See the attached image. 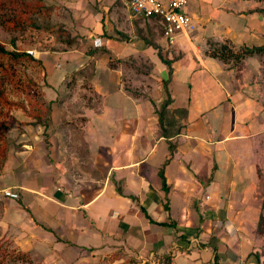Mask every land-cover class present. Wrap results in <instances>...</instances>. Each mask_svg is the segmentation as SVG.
Returning <instances> with one entry per match:
<instances>
[{
  "label": "crops",
  "instance_id": "obj_1",
  "mask_svg": "<svg viewBox=\"0 0 264 264\" xmlns=\"http://www.w3.org/2000/svg\"><path fill=\"white\" fill-rule=\"evenodd\" d=\"M251 1L238 8L189 1L196 26L213 21L221 33L208 43L190 31L172 45L160 24L152 35L128 11L131 25H119L121 34H97L103 46L53 54L51 78L66 66V80L91 62V87L64 95L54 84L40 145L21 140L10 149L0 171V235L42 264H93L115 252L135 255L133 264H262L264 51L239 62L209 54L217 44L235 52L264 46V0ZM159 51L174 57L169 118L182 127L170 138L157 113L169 77ZM7 187L19 198L4 196Z\"/></svg>",
  "mask_w": 264,
  "mask_h": 264
},
{
  "label": "rangeland",
  "instance_id": "obj_2",
  "mask_svg": "<svg viewBox=\"0 0 264 264\" xmlns=\"http://www.w3.org/2000/svg\"><path fill=\"white\" fill-rule=\"evenodd\" d=\"M38 1L40 2V0H0V43L4 44L9 51L31 52L34 57L42 58L44 62V64H40L28 59L16 61L8 55L0 57V85L4 91V97L0 99V171L2 163L9 157L10 149L18 145V142L36 140L39 146L40 138L44 139L46 136L48 128H45L43 123L36 122L35 116L30 113H39L44 121L48 120L47 124L50 123L53 116L52 105L54 106V104L49 100L47 93L50 89L57 87L54 84H59L58 86L65 89L64 95H69L68 90L73 92L74 89L83 88V85L88 87L90 84V68L93 65L91 62L87 66L85 65V68L74 70L75 72H72L73 74L71 73L66 80L60 78L62 73L67 71L66 66L59 67L57 75L51 78L49 72L50 64L55 60L53 54L58 51L78 49L76 52L79 53L76 55H84L82 53H86L88 49L90 51L95 49L94 44L88 47L84 46H87V43H94L97 34L100 36H106L109 32L115 34L119 25L122 28L131 25L129 22L131 19H127L126 13L129 10L124 0H43L46 7L33 14L32 17L31 12H25L22 3H39ZM189 1L202 3L201 0ZM225 4L238 8L242 5L251 6L252 1L239 3L235 0H226ZM203 5L207 11H210L208 9L210 6H206L207 2ZM23 12L25 13L23 14ZM21 15L33 18L34 21L36 20V25H31L28 18H24L23 21L20 20L21 23L18 22V27L13 26L12 19H18ZM213 18L215 19L216 15H213ZM133 22L135 24L137 21L133 20ZM145 24H143L142 30L146 28L150 34L158 35L159 29L156 25ZM195 27L196 29L191 33L200 39L201 43H208L207 37L221 35L214 28L213 21L207 26V29H204L203 25H200L199 28ZM119 34H121L120 31L117 36ZM81 58L78 59L81 60ZM5 66L10 70H5ZM81 66L83 67V64ZM135 66L137 68V65ZM139 90L134 89L137 92ZM4 148L8 151L6 157L2 155ZM263 196L264 184L262 187ZM258 253L259 257L263 256L264 248ZM135 257V255L128 256L115 252L110 256L96 257L93 264H133L137 260ZM165 261H169V259H164ZM156 262L163 261L150 259L143 264ZM209 262L210 260H204L203 264ZM241 263L242 260L237 262V264ZM0 264L42 263L39 257L34 258L7 235H0Z\"/></svg>",
  "mask_w": 264,
  "mask_h": 264
},
{
  "label": "trees",
  "instance_id": "obj_3",
  "mask_svg": "<svg viewBox=\"0 0 264 264\" xmlns=\"http://www.w3.org/2000/svg\"><path fill=\"white\" fill-rule=\"evenodd\" d=\"M40 2L39 3H37V2L36 3L24 2V3H22V5L25 8V12H31L32 13V17H33V14L41 11L42 9H44L46 7V3L43 0H40ZM258 11L264 13V7L258 9ZM25 12H23V14ZM26 16L27 17H24V16L21 15L20 17H18V19H12L13 26L18 27L19 23H21L20 20L23 21L24 18H26V19L28 18V20L30 21L31 25L35 26L36 25V20L34 21L33 18L31 19V18L28 17V15H26ZM140 19L144 20L145 23H151V24H153V23L157 24L158 23V24H160V26H162V29H164V21L161 18L148 17V18H140ZM262 51H264V46H254V47L244 46L243 49L240 50V52H235L227 44H217V46L215 48H213V50L209 51V54L211 56L218 57V58H220L222 60H225V61H228L229 59L234 58L237 62H239L247 54H252V53L262 52ZM5 55L10 56L11 58H13L16 61L17 60L28 59V60H32V61H35V62L40 63V64H44L42 58L38 59V58L34 57V55H32L31 52H28V51H21V52H19V51H9L4 44L0 43V57L1 56L3 57ZM159 55H160L161 59L163 60V62H165L167 64V66H168L169 77L164 80L163 90L165 92V97H164L163 101L161 102V105H160L159 109L157 110V113H158V116H159V121H160L161 127L163 129L164 136L167 137V138H170L174 134L179 133L180 129L182 127L180 121L176 120V121L171 122L170 119H174V117L169 118V115H171L170 114V105L173 102V97H172V94L170 92L168 84L170 82V78H171V75L173 73L174 57L173 58L168 57V55H164L160 51H159ZM51 64H53V62ZM4 69L5 70H7V69L10 70V68L7 67V66H5ZM134 94L135 95H139L140 93L137 92V91H134ZM3 95H4V91H3V89H2V87L0 85V99H2L4 97ZM176 112H179L180 114H182L183 111L177 110ZM30 114L35 116V118L37 120L36 122H38V123H45V122L48 123V120L44 121L42 119L41 114H39V113L35 114L33 112L30 113ZM171 146L172 147H171L170 153L168 154L166 161L163 163V165H162V167L160 169V176L162 178V181H163L164 185L166 184L165 183L166 182V178H165V174H164V169H165L166 164L172 159L173 154L175 152V147H174L175 145L171 144ZM5 148L2 151V155H4L6 157V154H7L8 151H6ZM3 163H2V165H3ZM261 174H264V172L261 171ZM258 233L259 234H264V199H263L262 211L260 213V219H259V222H258ZM215 259H217V256H215ZM170 260L171 259H169V261H165V263L171 262Z\"/></svg>",
  "mask_w": 264,
  "mask_h": 264
},
{
  "label": "built area",
  "instance_id": "obj_4",
  "mask_svg": "<svg viewBox=\"0 0 264 264\" xmlns=\"http://www.w3.org/2000/svg\"><path fill=\"white\" fill-rule=\"evenodd\" d=\"M129 13L133 18L158 17L164 21V35L170 44L176 43L180 33L187 34L194 30L193 17L185 11L189 0H124ZM95 46H102L100 37L95 38ZM3 195L11 198H19V193L11 187L1 190ZM154 264H178L156 262Z\"/></svg>",
  "mask_w": 264,
  "mask_h": 264
},
{
  "label": "water",
  "instance_id": "obj_5",
  "mask_svg": "<svg viewBox=\"0 0 264 264\" xmlns=\"http://www.w3.org/2000/svg\"><path fill=\"white\" fill-rule=\"evenodd\" d=\"M95 37V36H94Z\"/></svg>",
  "mask_w": 264,
  "mask_h": 264
}]
</instances>
